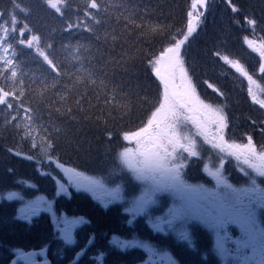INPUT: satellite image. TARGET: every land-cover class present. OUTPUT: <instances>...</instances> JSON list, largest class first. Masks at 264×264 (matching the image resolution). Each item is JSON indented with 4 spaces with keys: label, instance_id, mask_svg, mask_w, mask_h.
<instances>
[{
    "label": "trees",
    "instance_id": "1",
    "mask_svg": "<svg viewBox=\"0 0 264 264\" xmlns=\"http://www.w3.org/2000/svg\"><path fill=\"white\" fill-rule=\"evenodd\" d=\"M191 1L98 0L100 10L89 9L95 20L100 21L96 24L92 17L85 16L89 0H67V5L62 8L63 15L48 7L44 0H22V6L30 9L28 14L16 10L21 22L18 28L27 24L30 29L24 33L23 39L39 35L40 46L48 52L61 72L57 76L35 53V45L32 48L21 45L18 43L19 33L12 34L17 40L14 46L19 60L17 79H23L27 89L24 101L34 108L39 118L34 122L33 136L36 142L44 143L46 135L52 134L56 144L52 153L55 163L89 175L100 173L115 152L123 149L124 134L143 127L151 112L156 110L161 96V82L155 72L158 56L170 46L173 38H182L177 33L181 30L185 33ZM216 2L226 4V0ZM234 3L240 11L232 18L240 25L247 26L245 17L257 21L254 29L245 27L236 30L235 34L242 38L246 31L252 30L260 35L258 39L264 44V0H234ZM12 9V0H0L4 20L9 19L8 13ZM69 23L74 27L69 29ZM89 28L92 31H88ZM215 31V25L200 28L185 43L183 56L200 50L209 54L219 52L220 55L222 51L239 53L241 42L236 44V40L221 39ZM197 36L199 38H195ZM49 44L52 48H47ZM74 54H78L80 59H75ZM150 60L152 63H149ZM208 64L203 69L210 73ZM89 78L96 83H90ZM82 97L83 102L78 104L77 100ZM252 100L249 107L239 110L246 120L250 118L246 114L252 118L258 116V109L253 106ZM6 111V107L0 108L1 235H8V228L21 230L24 226L19 221L24 219L19 215L23 201L21 198L8 200V192H17L19 197L23 196V192L30 195L32 191L35 195L54 196L52 180L46 182L37 169L41 156L34 154L31 141H22V132L18 134L13 125L5 127L10 119L6 116L2 120ZM251 133L256 137L253 127ZM92 150L95 152L92 153ZM18 151L23 154L15 155ZM96 152H99L98 163H102V167L92 171L86 164L92 162ZM27 155H32L33 159H27ZM70 197L71 202L66 206L69 213L76 209L77 214L88 215L94 226L101 224L98 225L100 228L111 229L114 226L116 219L112 210L102 215L99 209L92 206V199L86 193H73ZM60 201L63 197H55L56 204ZM43 220H48V215H44L43 219L33 218L36 224ZM35 228L32 227L33 230ZM31 232L36 238L35 244L40 245L39 241L46 236V232Z\"/></svg>",
    "mask_w": 264,
    "mask_h": 264
},
{
    "label": "snow or ice",
    "instance_id": "2",
    "mask_svg": "<svg viewBox=\"0 0 264 264\" xmlns=\"http://www.w3.org/2000/svg\"><path fill=\"white\" fill-rule=\"evenodd\" d=\"M13 9L8 13L9 19L4 20L5 13L0 12V61L3 62V67H0V105L6 106L9 111L10 119L5 123V127L13 125L17 133H23L21 140L31 141L30 147L32 149H38L41 145H38L33 136V123L39 119L35 115V110L32 106L26 105L24 97L26 95V86L23 79H17V65L14 63L13 58H9L8 53H12V57H15L14 45L10 41L13 39L12 34L19 33L21 37L18 43L26 45L32 48L35 45V53L43 59V61L50 67V69L56 73L57 76L61 75L60 68L53 59H50L49 54L44 48L40 46L41 37L39 35H32L29 39L25 40L22 37L26 31H30L27 24L23 27L18 25L21 23L16 15V10L19 12L28 14L30 9L22 6V0H12ZM48 7L55 9L57 13L63 15L62 8L67 5V0H44ZM228 6H230L233 13H239L240 9L234 0H226ZM207 0H194L192 8H197V5H206ZM100 3L98 0H89L87 7L85 8V16L92 17L96 24H99V20H95L91 10H100ZM192 12L188 13L190 17L187 22V32L184 33L181 30L177 35H182L181 39L173 38L169 47L165 48L160 54V60L165 61L167 75H161L159 67L155 69L156 75L164 82V102L160 104L159 108H156L154 112H151L150 118L147 119V126L139 128L138 131L132 133H125L123 139L125 141L136 140L139 144L141 139L147 136L152 141V149L150 151H143L140 153L144 157L143 162L133 164L129 160V154L131 149L125 148L120 153L121 158L128 164V167L132 169L137 181L143 182V187L139 195L133 194L130 206L125 211L132 215L134 218L137 215L145 214L150 205L156 203L157 194L162 192H172L179 198V203L168 210L167 217H156V222L151 226L154 230L163 231L164 226L171 228L176 221L186 220L191 217H195L207 224L215 231V250L222 256H228L232 253V249L229 245L235 246V253L237 256L246 249L251 248L253 255L257 253L258 244L264 248V227L258 224L256 216V208L264 207V187H260L257 179H251V186L249 187H234L227 181L222 175L219 168L215 171L209 170L205 165V171L207 175L215 179L216 188L209 189L203 185H192L186 182L182 176L181 170L186 166L187 157L183 155L184 152L188 153L189 157H196L199 152L196 150V141L187 136H182L179 128V122L183 111L189 113L197 111V105L209 110L212 113L211 119L208 123L215 125L214 139H218L219 143L213 144V147L225 148L230 150V154L235 156L238 160L243 156V163L249 165L256 175L260 178H264V150L257 153L256 142L253 139V134H244L247 143L240 145L236 143H228L226 140V133L231 131V120L225 114L223 107L212 109L210 105H206L199 99L196 94L198 84H194L193 80L188 76L184 68V60L182 58L181 49L190 36L194 33L195 28L193 26ZM200 13L195 17L199 21ZM247 25L255 28L257 21L253 18L245 17ZM74 27L72 23L68 24V28ZM139 27V26H137ZM88 31H92L91 28ZM251 44V41H249ZM47 48H52V45H47ZM261 57H264V44L260 49H257ZM217 58H220V53H215ZM74 58L79 60L80 56L74 54ZM223 59L232 64L233 68L242 72L247 76V72L240 67L238 63H232L227 56ZM160 61H157L159 63ZM149 63H152L150 60ZM179 73L180 84H175L176 74ZM260 73H264V64L260 65ZM251 80L252 77L248 76ZM90 83H96L95 80L89 78ZM208 88L219 92V88H216L213 84L204 82ZM54 86V85H53ZM7 89V90H6ZM171 89V90H170ZM176 89H180L179 92ZM251 91V89H249ZM44 94L42 90L41 95ZM220 95H224L222 92ZM83 97L77 100V103L83 102ZM252 99L255 103L259 104L261 109H264V99L257 100L253 95ZM185 119H193V123L197 124L198 128H201V135L207 140L206 125H201L199 121L193 117H184ZM24 121L25 123H21ZM171 123L166 124V131L160 130V124L162 122ZM155 126L156 131H150ZM260 135L264 136V123L261 124ZM187 140V144L181 143V140ZM212 143V141H209ZM168 145H171L172 151L169 152ZM44 148L48 151L47 160L52 162L55 152L56 144L51 133L46 135L44 141ZM261 149H264V144L259 145ZM177 149L183 151L178 153ZM12 151V149H9ZM23 153L18 151L15 155L21 156ZM27 159L32 160V155H27ZM255 161H258L255 162ZM223 161H221V164ZM57 168H63L62 164L57 163ZM65 172L73 173L74 170L70 168H64ZM241 172H244V168H240ZM47 174V173H43ZM79 177V173H74ZM94 187L90 190L95 191L97 188L103 189L104 195L109 201H120L124 199L121 194V187L117 186L113 189H106L103 185L93 181ZM79 186V181H77ZM221 189L223 191L221 192ZM64 184H59L57 195L61 192H66ZM19 197L17 192H8L7 199L13 200ZM43 198H39L34 201H30L25 206L19 209L22 214V218L30 219L31 216L37 215L41 209V203ZM105 206H107L105 204ZM132 221L129 220V223ZM81 223H86L83 218L64 219L62 233L64 239L69 243H75L72 230ZM229 225L238 226L240 235L233 237L227 230ZM181 240H186L191 246V234L187 230H182L178 233ZM94 240V237L90 238ZM110 243L118 245L120 248H127L136 243L137 241L121 240L117 237H113ZM151 251V249H150ZM86 252V247L76 253V259ZM43 254V252L41 253ZM37 253H20L18 251V259L25 261V264H36L34 257ZM104 253L98 254L96 259L102 261ZM250 257H243V260L247 261ZM13 264H16L13 261ZM260 264H264V256L261 257Z\"/></svg>",
    "mask_w": 264,
    "mask_h": 264
},
{
    "label": "rangeland",
    "instance_id": "3",
    "mask_svg": "<svg viewBox=\"0 0 264 264\" xmlns=\"http://www.w3.org/2000/svg\"><path fill=\"white\" fill-rule=\"evenodd\" d=\"M213 1L216 2V0H207L206 5H197V8L195 9L192 8L194 0L191 1L188 13L191 11L193 14L191 19L193 20L195 31L190 37L196 35L197 31L200 28L215 25V32L221 35L218 36L219 38H229L232 40H236V44L241 42L238 46L239 53H233L232 51H222V55H220V58H217L215 53L209 54L200 50L195 53L190 51L188 54L183 56V45L181 52L182 58L184 60V68L188 73V76L193 80V83L198 84L196 94L199 99L203 101L204 104L210 105L212 109H216L219 107L224 108L225 114L231 120V131L227 132V140L229 141V143H236L240 145L247 143L244 134H253L251 133L253 127L254 131L256 132V137H254L253 134V139L256 142L257 153H259L260 151L264 150L259 147V145L264 144V136L260 135L261 124L264 123V109H261L259 104L255 103L252 100V96L254 95L257 100L264 99V73L259 72L260 65L264 64V57H261L259 51H257V49H260L262 45L261 41L258 39L260 35L250 30L246 32L244 31L245 35H243L242 38H239L238 36L241 37V35L235 34V31L238 29L243 30L245 29V27L250 26L247 25L243 27L238 23V20L233 19L232 15L234 13L231 11V8L227 3L223 5L217 4L216 2L215 4ZM200 13H203V15L200 16L199 21H197L195 17ZM189 18L190 17L188 16V19ZM184 31L185 33L187 32V23ZM17 36L21 38L19 34ZM195 38H199V36ZM25 39L27 40V38ZM249 41H251V44H249ZM10 42L15 46L17 40H15L13 37ZM192 47L193 45L191 46V48ZM240 53L244 54L241 55ZM7 55L9 56V58L14 59V63L17 65L18 71L19 60L17 56L15 55V57H12L11 52ZM224 56H227L232 63H238L240 67L244 69V72H247L248 75L245 76L242 72L237 71L236 68H233L231 63H228L223 59ZM157 61H160L159 63H157V66L161 70V75L166 76V62L160 60V55L158 56ZM206 64H208L211 68H209L211 71L210 73L206 72L203 69V66H205ZM0 67H3L2 61H0ZM248 76H251L252 79L249 80ZM159 80L161 82V96L157 108H159L160 104L164 102V82L160 77ZM205 81L213 84L216 88H219L220 91L216 92L213 89L208 88L204 83ZM175 84H180L178 72L176 74ZM249 89H251V91H249ZM176 91L179 92L180 89H176ZM221 92L224 95H220ZM251 100L253 101V106L258 109V116L252 118L250 114H246L248 117H250L246 120V118L241 116L242 113L239 110H241L242 108H246L245 106L249 107V101ZM1 107L6 106L0 105V108ZM196 107L197 111L191 113L183 111L181 115L179 128L181 130L182 136H187L192 140H195L197 146H200L201 148H203L202 146H205V148H207V151L205 152L214 150L213 148L215 147H213V144H216L215 140L218 139H214L216 126L208 123V121L212 117V113L199 105H197ZM238 112L240 114H238ZM6 116L10 117L8 110L6 111V114L4 115V118L2 120H4ZM185 116L193 117L195 120L199 121L201 125H206L208 136L207 140L203 135H200L202 129L198 128L196 123H193V119H185ZM21 123L23 124L25 122L21 121ZM167 123H171V121L162 122L160 124V128L166 131ZM35 126L36 123H33L34 132ZM145 126H147V121L143 125V127ZM150 131H156L155 126H153ZM209 141H212V143H209ZM124 142L125 143L123 149L121 151H116L115 154L111 157L110 163L107 166L105 164L103 170L100 173H96L95 175H89L82 170H78L76 168L73 169L71 167L63 166V168H57V163H55L53 160L52 162H48V151L45 150L43 146L44 143L41 141L36 142L38 145H41L40 148L33 150L36 156H41L38 161L37 169L39 172H42V174L47 173L43 174L46 182L48 181V179L52 180L54 185V196L53 198H50L48 196L35 195L33 191L30 193V195H28V193L26 192H23V196L21 199L23 203L21 204L19 209L28 204L30 201H34L32 200L33 197L36 198L35 200L43 198L41 209L37 215L31 216L30 219H19V221L22 222L21 226L24 225L21 230H17L16 227H13L6 229V233H8V235L0 234V264H5V262L8 261L9 258L6 259L9 256L8 252H10L11 258L17 255L18 251L23 252L25 246H23L21 243L26 244L30 241V237L27 232L31 231L46 232V236H44L43 239L41 238L42 240L39 241L40 245L35 244V237H33V243L36 247H48L50 257L53 259L52 261L54 264H62L72 259L77 249L84 248L87 240L92 237H94L93 244L95 242L99 243V247L98 244H94L88 250L90 255L94 253V259L92 261L93 264H95V261L96 264H99L100 261L96 260V257L101 252L105 254L102 261V263L104 264V259L108 257L110 259L109 264H124V261L129 262V264H137L138 259L140 260L150 255L151 257H153V253H158L159 250H156V247L149 243L150 239L144 237L143 233H146L148 236H152L155 231L151 225L156 222V217H162L166 212H168L170 208V199H173V194L171 192L158 193L156 203L150 205L145 215L143 216L137 215L133 218L131 214L125 211V209L130 206V201L133 194L139 195L144 185L143 182L137 181L135 179L134 172L121 158L120 153H122L125 148H129L132 150V152L129 154V160L134 165L141 163L143 162L144 157L141 156L140 153L143 151H150L152 149V141L147 136H145L141 139V142L139 144L136 142V140ZM181 142L183 144H187L188 141L182 139ZM200 147V153L204 155L205 152H203ZM168 150L169 152L172 151L171 145H168ZM182 151V149H177L178 153ZM229 151L230 150H227L226 148L224 150L218 148L212 153L214 154L212 158L208 157L209 154H211L209 153L199 158L201 161L199 159H196V157L198 156L189 157L188 153L184 152V156L187 157L186 167L189 166L188 164H191V167L198 166L202 168L205 174H207V172L205 171V165L208 166L210 162H213L217 159V164H214V166L210 165L208 169L215 171L217 168H219L221 172H223L221 167L222 156L226 152L229 153ZM93 152H95V150H92V153ZM98 154L99 152H96L92 158V162L86 164V167L88 169L95 171L102 167V163H98ZM239 160L241 164H239V162H235V164L238 166V171H240V168L245 169V171L241 173L245 175L244 178L247 177L246 182L244 184L241 183L240 185H235L233 179H230L228 175L222 174L224 178L227 179V181L234 187L238 188L251 186V179L255 178L257 179L260 187H264V178L258 177L255 171L250 168L249 165L243 163V156H241ZM255 162L258 163V161ZM64 168L73 169L74 172H65ZM74 173H79V177L75 176ZM199 175V172L196 171L192 178V185H200L201 180L199 178ZM208 178H210V176H208ZM208 178L206 177V180ZM235 178V182L238 181L239 173L236 174ZM210 179L208 180L209 182L207 181L203 184V186L209 189H215V180L213 181L212 179ZM77 181H79V186L77 185ZM93 181L98 182V184L103 185L104 188L109 190L120 186L122 190L121 194L124 199L120 201H109V199L104 195L103 189L97 188L95 191L90 190V188L94 187V185L92 184ZM61 183L64 184L67 191L61 192L59 195H57L56 193L58 191L59 184ZM222 191L223 189H221V192ZM79 192L86 193L87 196L92 199V206L94 205L97 209H99L102 215H107L110 210H112L111 212L115 215L116 220L114 222V226L111 227V229L105 226L103 228L98 227V225L102 226L101 224H97V226H94L88 215L85 216L81 213L77 214L75 211L76 209H74V211L72 210L71 213L66 210L67 204L71 202L70 196L73 193ZM58 196L63 197V201H60L56 204L55 197ZM15 199L19 200L20 198ZM105 204L107 206H105ZM19 215L22 217V214L20 212ZM44 215H48V220H43L40 223L38 222L39 224H36L35 221H33V218L43 219ZM256 216L258 220L259 216ZM73 218H83V220L86 221V223L76 225L72 230L73 235L75 228L79 227L78 234H82L84 237L83 241L80 244H78L77 236H73L75 243L67 242L64 239L63 233L61 231L64 227L63 220ZM88 219L90 220V222L88 221ZM4 220L7 219L4 218ZM129 220H131L132 222L129 223ZM198 222L202 225L199 219ZM203 225L210 232V244L215 247V231L207 224L204 223ZM32 227L36 228L33 230ZM85 229L91 230L84 233L86 231ZM227 230L232 234L233 237H238L240 235L238 226L233 225L232 229ZM22 235L24 236V239L20 237ZM113 237H117L121 240L137 241L138 243L125 248L127 252L121 253L120 247L118 245L110 243V241L113 240ZM192 244L193 241L191 240V245ZM113 245H115V248L113 247ZM229 247L233 251L230 255L224 257H222L215 249H211L209 253L210 257L208 258L210 260V264H254L251 248L243 250L239 254V256H237L234 250L235 246L229 245ZM115 251L117 253H115ZM245 256L250 257V259H248L247 261L243 260V257ZM86 263H89L88 256H85L79 262V264ZM138 264H140V262Z\"/></svg>",
    "mask_w": 264,
    "mask_h": 264
},
{
    "label": "flooded vegetation",
    "instance_id": "4",
    "mask_svg": "<svg viewBox=\"0 0 264 264\" xmlns=\"http://www.w3.org/2000/svg\"><path fill=\"white\" fill-rule=\"evenodd\" d=\"M160 130H162V129L160 128ZM227 135L228 134L226 133V137H225L226 140L228 139ZM233 142H235V141H233ZM215 143H219V140H215ZM228 143H229V141H228ZM199 147L200 146H197V144H196V150L199 152V155H198V157H196V159H199V158H201L204 155H207L209 153H211V154H209L208 157L212 158L214 155L212 153L218 149L216 147L215 148L212 147L214 150H210L208 152H205V151H207V148H205V146H202L203 148H201V147L200 148L203 152H205L204 155H202L200 153ZM208 148H210V147H208ZM183 155H184V153H183ZM216 160L213 162H210L208 164V167H210V165L214 166V164H217ZM192 161H189V162H192ZM222 161H223V163L221 164V167L223 170L222 174L228 175L230 179H233L235 185H240L241 183L244 184L246 182L247 177L244 178L245 175H243L241 173V171H238V166L235 164V162H239V164H241L240 160L238 161V159L235 156L231 155L230 151H229V153L226 152L223 154ZM188 165H189L188 167L185 166L181 170L182 176H183V178L185 177L186 182H188L190 184L192 183V178H193L196 171H198L200 174L199 175V178L201 180L200 185H203L204 183H206L210 178L213 181L215 180L212 177L208 178V175L204 173V171L202 170L201 167H198V166L197 167H193V166L191 167V164H188ZM237 173H239V179H238V181L235 182L234 179H236L235 177H236ZM206 177L208 178L207 180H206ZM172 194H173V199L172 200L170 199V208L174 207L176 204L179 203V198L176 197L174 193H172ZM167 214H168V212H166L162 217L166 218ZM143 215H145V214H142V216ZM256 215L259 216V219L257 220L258 224L261 227H264V207L257 206ZM88 221L90 222L89 219H88ZM201 223H202V225L198 222L197 218L191 217V218H188L186 220L176 221L174 223V226L171 228H169L165 225L163 231L154 230L155 232L152 234V236H148L146 233H143L144 237H147L150 239L149 243L154 245L156 247L155 249L159 250V252L156 254L153 253V257H151V255H150V256H147L146 258H142L140 260L138 259L137 264L139 262H140V264H210V260L208 259L210 257L209 253H210V250L211 249L214 250L215 247L212 244H210V234H209L210 232L208 231V229L206 227H204V225H203L204 223L202 221H201ZM232 228H233V225H229L227 229H232ZM85 230L86 231L84 233H86L87 231H89L91 229H85ZM182 230H187L191 234V240L193 241V244L191 246H189L188 241L181 240L179 238L178 233ZM78 231H79V227H76L73 236H77L78 244H80L83 241L84 237L82 234H78ZM27 234L30 237V241L27 242L26 244L21 243L25 247H24L23 252H20V253H25L28 250H43L45 252V256L35 257V259H34L35 262H41V261L47 260L49 262V264H54L52 261L53 259L50 257L49 248L48 247H36V246H34L32 232H27ZM174 237H175V239H174ZM41 238L43 239L44 236H42ZM262 242H264V241H262ZM94 244H98V247H99V243L95 242ZM94 244H93V240H91V239L87 240V242L85 243V246H84V248L86 247V252L80 257V259L75 264H79L80 260L83 259L85 256L86 257L88 256V260H89L88 264H93L92 261L94 259V253L90 255L88 250ZM113 247L115 248V245H113ZM81 249H83V248L77 249L76 252L81 251ZM120 252L125 253L127 251L125 248H123V249L120 248ZM115 253H117V252L115 251ZM8 254H9V256L6 259H8V258L9 259L7 262H5V264H9V263L13 264V261H15L16 264H24V263L18 261V254L15 255L13 258H11L10 252H8ZM74 255H73V257H74ZM262 256H264V248H262L258 244L257 253L255 254V256L253 255L254 264H260V260H261ZM73 257H72V259H73ZM149 258H150V260H149ZM72 259H70L67 262H64L62 264L69 263L72 261ZM238 259H240V258H238ZM102 261H100L99 264H104V263H102ZM104 261H105V264H109V262H110L109 257L104 259ZM95 264H96V261H95ZM124 264H129V262L124 261Z\"/></svg>",
    "mask_w": 264,
    "mask_h": 264
},
{
    "label": "water",
    "instance_id": "5",
    "mask_svg": "<svg viewBox=\"0 0 264 264\" xmlns=\"http://www.w3.org/2000/svg\"><path fill=\"white\" fill-rule=\"evenodd\" d=\"M32 252L37 253V255H36L35 257H38V256H45V252H44L43 250H28V251L25 252V254H27V253H32ZM42 252H43V254H41ZM78 252H80V251H78ZM78 252H77V253H78ZM35 257H34V259H35ZM75 257H76V254H75V256H74L73 261H72L71 263H69V264H75V263L77 262V259H76ZM18 261H20V262H22V263L25 264V261L22 260V259H18ZM36 264H49V262L46 260V261L36 262Z\"/></svg>",
    "mask_w": 264,
    "mask_h": 264
}]
</instances>
